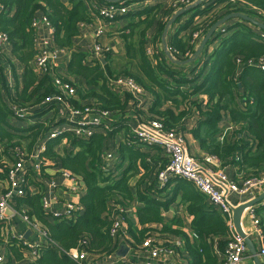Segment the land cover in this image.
<instances>
[{"label":"trees","instance_id":"16d2710c","mask_svg":"<svg viewBox=\"0 0 264 264\" xmlns=\"http://www.w3.org/2000/svg\"><path fill=\"white\" fill-rule=\"evenodd\" d=\"M133 1L127 0L124 4ZM168 1L169 5L164 8L156 2L114 20L115 23L122 19L130 21L120 31V37L127 60H137L141 74L115 76L108 63L109 54L105 56V64L93 60L87 65V55L72 50L75 40L81 35L82 25L92 21L89 9L97 14V9L110 4L121 7L123 2L0 0V32L8 35L11 54L24 68L18 82L13 71L15 86L11 90L7 86L5 68L0 65V167L4 170L0 172V194L5 193L9 186L4 160L12 161L10 153L24 147V143H27L25 149L31 152L53 128L50 119L42 121L45 112L36 111L27 119H18L12 110V107L39 104L46 95L55 91L51 78L39 77L32 68L36 34L31 24L34 18L47 16L55 30L56 45L71 50L66 70L74 79L80 101H94L101 109L117 115L110 131H95L87 140L67 135L62 155L57 152V147L62 145L61 138L48 140L46 151L41 156L51 164H42L39 173L27 165L23 184L25 195L14 199L15 209L29 220L42 224L55 245L38 247L39 257L28 260L26 264H77L66 252L79 247L81 242H86L84 250L91 256H111L122 244L138 250L145 241L160 234H171L173 240L183 237L186 242L184 233L172 229V224H178V221L163 226L160 231L150 227L163 224L162 212L174 200H163L167 198L165 192L177 182L183 201L188 204L187 211L193 217V231L198 237L193 244L185 243L189 264H221L215 250L224 253L230 235L224 215L187 180L174 178L162 188L159 173L168 162L165 153L159 147L127 143V140L131 141L133 127L129 121H159L168 130L183 134L187 120L196 116L198 128L191 134L203 151L221 161L223 167L234 166L242 180L259 177L264 174V71L250 68L249 64L264 58V42L262 35L257 36L248 23L242 22L225 28L224 34L216 32L209 44L219 43L214 52L209 53L206 48L197 61L186 65L174 64L164 52L154 53L152 48L153 43L161 42L165 26L173 14L171 2L174 0ZM202 6L204 8L188 12L193 14L192 18L170 37L168 48L177 60L187 61L195 53L191 41L196 31L201 30L206 35L215 23L233 13L245 12L255 19L264 13V0H241L236 5L230 4L229 0H206ZM196 16L202 20L193 25ZM152 27L156 30L153 34L150 32ZM233 29H236L235 33L226 36ZM184 30L187 35L179 37ZM11 68L14 70L13 66ZM118 77L133 78L145 92L144 99H136L130 93L120 96L113 92L110 82ZM147 95L150 99H145ZM201 97H206L207 102ZM225 118L239 128L229 140L227 135L221 139L223 131L220 126ZM120 134L124 137L118 142L116 138ZM239 134L244 135L238 138ZM113 140L115 145L109 148ZM107 152L112 155V168L105 171L103 156ZM64 171L79 179L85 189L79 199L82 212L72 225L52 218L43 208V200L49 192L48 183L53 179L59 181ZM138 175L146 183L142 186L143 181H138L133 189L130 184ZM164 193L166 197H162ZM134 201L144 205L138 210V224L142 229H136L129 221L125 239L112 238V206L131 205ZM255 214L264 233V204L257 206ZM6 229L4 224H0V245H4L5 262L27 259L25 255L31 250L19 240L10 238L4 242Z\"/></svg>","mask_w":264,"mask_h":264},{"label":"built area","instance_id":"2783aa9c","mask_svg":"<svg viewBox=\"0 0 264 264\" xmlns=\"http://www.w3.org/2000/svg\"><path fill=\"white\" fill-rule=\"evenodd\" d=\"M149 0L133 1L129 4L121 3V7L108 5L98 10L99 18L112 23L117 17L136 11L141 6H144ZM197 0H174L171 2L172 9L177 12L180 9L186 8L194 4ZM206 1V0H205ZM213 1V0H210ZM216 1V0H214ZM241 0H229V3L236 5ZM264 14V13H262ZM85 25V24H83ZM82 25V26H83ZM35 31V57L32 67L35 73L39 76H48L52 80V85L55 88L53 93L44 97L39 104H34L28 107H12L15 116L18 119H27L34 115V112H45L42 121L50 119L52 130L46 139L40 140L34 146L31 152H28L24 147L17 148L13 152L12 167L8 171V190L0 194V224H4L6 229V242L12 239H17L31 251L29 256L36 260L39 257L38 247L42 245L55 243L49 238L46 228L36 222L31 221L25 214L19 213L15 209L14 199L25 195L23 184L25 183L26 167L30 165L39 173L42 164L50 165L49 161L44 160L41 156L46 151L48 140L61 138L62 144H66V136L71 134L81 139H89L95 131H110L112 124L117 121L116 112L101 109L96 102L85 103L80 101L77 94V88L73 84V80L67 78L65 69L62 68L63 54H66L67 49L60 48L54 41V28L47 16L34 18L31 24ZM223 27V26H222ZM45 29L46 34L42 35L41 31ZM221 31L222 34L225 30ZM106 34V26L104 24L97 26L95 31V43L88 48L89 58L85 64H91L93 60L103 61L105 56L111 51L109 47L103 46L101 39ZM205 34L198 30L193 34L192 46L196 51ZM264 42V35L261 36ZM11 51V43L6 33L0 32V62L6 61L7 55ZM174 59V53L168 48ZM194 55V54H193ZM191 55V57H193ZM250 68L264 71V58L257 62H250ZM7 80V86L11 90L15 86L14 75L9 66L4 71ZM110 88L113 92L120 96L130 93L134 98L141 99L145 96V92L138 83L130 77H118L110 82ZM80 102V105L77 103ZM32 123H35L34 121ZM229 130V129H228ZM227 132V131H226ZM225 132V133H226ZM221 136L224 137L226 134ZM131 141L127 143L140 144L144 146H154L161 148L168 162L166 167L159 173V181L161 187H165L171 179L179 178L187 180L192 186L202 194L210 205L216 207L218 211L224 215L229 227L230 235L226 244L223 257L224 264H244L247 259L252 260L245 237L240 236L234 227L233 215L234 210L239 207L230 201L233 194L240 195L243 198L255 199V190L264 191V174L257 178H247L239 182L230 179L222 168V163L215 157H207L202 160L193 156L187 145L185 136L174 130H168L159 121H137L136 125L131 127ZM104 170L108 171L112 168L111 153H106L104 156ZM4 164L10 167L9 160H4ZM4 170L0 167V172ZM64 181V187L69 193L76 197H81L85 193L84 186L80 180L72 177L69 172H62L59 176ZM57 180L53 179L48 183L49 190L55 191L57 188ZM57 201L55 195L50 197L47 194L43 200V208L46 213L52 218L63 221L68 225L75 222L82 208L79 203L73 201L66 202L64 209L61 212L55 213L52 211L53 202ZM245 202V203H247ZM244 203V204H245ZM255 208L246 210L245 217L249 219V228L243 229L245 235L250 237L256 244L258 257L264 264V233L260 227V219L255 214ZM130 212L128 205H113L111 209V219L113 224L110 230L112 238L125 239L127 236V219ZM19 216L27 225L32 233H35L37 240L35 242L26 240L24 234L16 236L12 235L13 225L12 218ZM194 239H198L196 234L192 235ZM157 239L150 238L144 242V248L148 249L151 255L158 259L161 254L173 251L163 247L160 243H156ZM180 246V242H177ZM86 242H81L79 247L70 249L66 255L74 260L77 264H103L99 257L87 254L84 248ZM113 259V258H112ZM5 256L0 255V264L5 263ZM107 264H138L129 259L115 258Z\"/></svg>","mask_w":264,"mask_h":264},{"label":"crops","instance_id":"0c3cea01","mask_svg":"<svg viewBox=\"0 0 264 264\" xmlns=\"http://www.w3.org/2000/svg\"><path fill=\"white\" fill-rule=\"evenodd\" d=\"M156 2L161 3V6H163V8L166 7L167 4L169 5L168 0H159V1L149 0L145 5H151L152 3H156ZM202 4L199 5V7L204 8L202 6ZM0 12H1V7H0ZM89 13H90V16L92 18V21H91V23L85 24L81 27V35L75 40L74 47H73L72 51L85 53V55H87V57L85 59V61H86L89 58L88 48L91 47L96 41V39H95L96 27L104 24L106 26V34L101 39V43L103 44V46L109 47L111 49V51L108 53L110 55L109 56L110 62H108L110 67L113 68L112 67L113 60H111V58H113L114 60L123 58L125 61H128L126 58L125 45H124L123 40L120 37V33H121L120 31L123 30L129 24L130 21H128L127 19H122L117 23H115L114 21L112 23H109L107 21H104L102 18H99L98 14H96L95 11L89 9ZM175 13L176 12L173 10V14L170 17V19L173 17V15ZM237 13H240L246 17L252 18V19L260 22L262 25H264V14H259V18L255 19V18L249 16L245 12H237ZM186 14L184 16L180 17V19H177L179 21L178 22L176 21L170 27L168 35L166 37L167 45L170 42L171 35H174L176 32H178V30L193 16L192 13H189L187 15ZM201 20L202 19H198V17L196 16L194 18L193 25L194 24L196 25ZM242 22L245 23V21H242L241 19H233L232 21H230V23H227L225 25V27H220L219 29L222 30V29H225L227 27H234V26H236ZM248 25L251 27V29H253V32L257 36L264 35L263 29L255 26V25L249 24V23H248ZM155 31H156L155 27H152L150 32L153 34ZM235 31H236V29H233L232 31L227 32L226 36L230 37L233 33H235ZM46 32L47 31L45 29H42L41 34L44 35V34H46ZM186 35H187V32H185V30H184L181 32L179 37H185ZM218 45H219L218 42H214L213 44L209 45V47L206 46V48H208L209 53H212V52H214V50L217 48ZM152 48L154 49V53L155 52L160 53V54H161V52L165 53L164 47L162 44V38H161L160 43H158V44L153 43ZM205 49H204V51H205ZM67 50L68 51H66V54L62 55L63 61L61 63L62 68L65 69L66 73H67L66 68H67L68 63L71 59V50H69V49H67ZM202 55H203V53L201 54V56ZM166 58H168L167 55H166ZM7 60H9V61H7ZM7 60L6 61L1 60L0 65L2 68H5V69L7 68V66H9L10 68H11V66H13L14 70L12 68H11V70H12V72L14 71L16 76L18 77V78H16L17 82H18L19 79L20 80L22 79V75L24 73V68L13 58L11 51L7 55ZM168 60H170V59L168 58ZM102 62H103V64H105V59ZM87 65H90V64H87ZM112 70H114V69H112ZM67 78L74 81V79L68 73H67ZM78 82H82V81H78ZM20 86H22V83H20ZM141 99H144V98H141ZM145 99H150V97L147 95ZM201 99H203L204 102H207L206 97H201ZM129 123H131L132 126L136 125V122L129 121ZM197 128H198V123H197V117L195 116V117H192L189 120H187L185 132L183 133V135L186 138L188 149H189L190 153L193 156L201 159V161H202V160L206 159L207 157H209V155L205 151L202 150L201 144L197 140H195L193 135L191 134V131L196 130ZM220 129H221V131H223V133H225L227 131L225 134L227 135L228 140L232 139V137L234 136V133L239 130V128L237 126L233 125L229 121V118H225L223 120V124H221ZM243 135L239 134L238 138H242ZM123 137L124 136L122 134H120L117 136L116 140H118V142H120L123 139ZM115 142H116L115 140L111 141L109 148H113L115 145ZM62 143L63 142H61V144ZM23 146H24V148H27L26 147L27 143H24ZM63 147H64L63 144L59 147L60 149L57 147V152L60 155L63 154V151H62ZM107 153H110V152H107ZM222 168L224 169L225 173L227 174V176L230 179L236 180L238 182L241 180V177H240V175L237 174L236 168L234 166H226V167L222 166ZM51 173H54V172H51ZM138 181H143V179H141V175H138L134 180H132V182L130 184L131 188L134 189L136 184L138 183ZM57 183H58L57 188L55 189V191H53V193L48 188V190H49L48 194H50V197L53 195H55L57 197V201L53 202V205H52V211L55 213L61 212L64 209V205L66 202L73 201L75 203H79V199H80L79 197H76L74 194H71L68 192V190L64 187L65 183L61 178L59 179V181L57 180ZM145 183H146V181L145 182L143 181L142 186H144ZM179 188H180V185L177 182V183L172 184L168 188V191L165 192V193H167V198H165L163 200H170L171 198H173L174 200L172 201V204L169 206V208L162 212L163 224H159V225L152 224V225H150V227L153 230H159L160 231L163 226L170 225L173 223V221H178L179 222L178 224H175V223L172 224V229L176 230V231H181L182 233H184L187 237L186 242L183 239V237L176 238L173 240V237H172L173 235H171V234H160V235H156V236L151 237V238L157 239L156 243H160L163 247L173 251L171 254H169V253L161 254L158 259H155L151 255L150 251L144 247L139 248L137 250L136 248L130 247L129 245L127 246V245L122 244L119 247V249L117 250V252L115 254H112L111 256L98 255L97 257H99L101 263L107 264L109 262H112L117 257V258L129 259L132 262H135L138 264H189L190 258L188 257V254L186 253L187 251L185 248V243L187 244L189 241L190 244H193L198 239L196 240L192 236L193 234H195L193 231V224H192L193 217L191 215H189V213L187 211L188 204H186L183 201L182 191L178 190ZM175 191H176V194H175V196H173ZM254 192H255V197H258L264 191L255 190ZM165 193L162 194V197H166ZM159 198L161 200L160 196H159ZM249 199H250V197L243 198L240 195H236V194H233L230 197V201L232 202V204H234L236 206L243 205ZM128 206L130 208V212L128 215L129 220L127 219L126 226L128 227L129 221L130 222L132 221L135 228L138 230H141L142 226H140L138 224V210L140 208H144V205L142 203H140L139 201H134L131 205H128ZM215 209H217V208L215 207ZM12 225H13V232H12L13 236H16L19 234H24V236H26L29 232H31L29 230V228L27 227V225L22 221V219L19 216L12 218ZM249 226H250L249 225V219H248V217L244 216V218L242 219V229H248ZM6 235L7 234L5 232L3 235L4 242L7 239ZM37 239L38 238L35 235V233L31 232L28 240L35 242ZM178 241L180 242V246H178V244H177ZM252 242L255 244V242L253 240H252ZM255 246H256V244H255ZM215 251H216L217 257L220 260V263L224 264L223 252H220L218 249ZM0 255L5 256L4 245L3 246L0 245ZM25 257L27 259L24 258L23 261L14 260L12 262L11 261L5 262V264H26L28 260H33V258H31L29 256V253L26 254ZM250 261H252V260L247 259L244 261V264H253V263H250Z\"/></svg>","mask_w":264,"mask_h":264},{"label":"water","instance_id":"95a60500","mask_svg":"<svg viewBox=\"0 0 264 264\" xmlns=\"http://www.w3.org/2000/svg\"><path fill=\"white\" fill-rule=\"evenodd\" d=\"M104 2L107 3H121V2H125L127 0H103ZM205 0H197L194 4L180 9L179 11H177L173 17L169 20V22L167 23L165 29H164V33L162 36V44L164 47V51L166 53V55L168 56V58L170 59V61H172L174 64L177 65H186V64H190L193 63L195 61H197L201 54L203 53L204 49L206 48V46L211 42V40L213 39L214 35L216 34V32L218 31V29L224 25H226L227 23H229L230 21H232L233 19H241L242 21H245L249 24L255 25L261 29L264 30V25H262L260 22L246 17L240 13H233L230 14L224 18H222L221 20H219L217 23H215L212 28L207 32V34L205 35V37L203 38V40L201 41L199 47L197 48V50L195 51L193 57H191L189 60L187 61H180L177 59H174L173 56L171 55V53L168 51V45L166 43V37L168 35L169 29L170 27L177 21V19H179L180 17L184 16L186 13L194 10L195 8L199 7V5H201ZM259 204L263 205L264 204V192L256 197L255 199L237 207L234 210V215H233V222H234V227L236 229V232L242 236L245 237V242L247 244L249 253L252 257V263L253 264H263L261 262V260L258 257V253H257V248L255 246V244L252 242V239L250 237H247L242 229V219L245 216V212L246 210L250 209V208H255L257 207ZM31 234V232H29L24 238L27 240L29 238V235Z\"/></svg>","mask_w":264,"mask_h":264},{"label":"rangeland","instance_id":"374dc122","mask_svg":"<svg viewBox=\"0 0 264 264\" xmlns=\"http://www.w3.org/2000/svg\"><path fill=\"white\" fill-rule=\"evenodd\" d=\"M152 4L155 5L156 3H152ZM223 27H225V25ZM111 60H113L112 67L114 69L115 76H119V75H122L124 73L135 74L137 76H141V74L138 72V69H137V67H138V61L137 60L125 61L123 58L116 59V60L111 58ZM10 155L12 156V158H14L13 152H11ZM11 162L12 161L9 162L10 167H8V171H10V169L12 167ZM250 263H252V261H250Z\"/></svg>","mask_w":264,"mask_h":264}]
</instances>
